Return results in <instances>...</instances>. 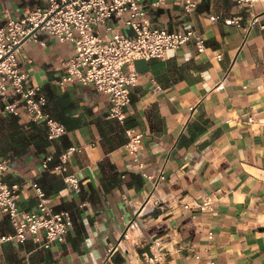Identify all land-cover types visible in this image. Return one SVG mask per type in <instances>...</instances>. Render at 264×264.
<instances>
[{"label":"crops","instance_id":"obj_1","mask_svg":"<svg viewBox=\"0 0 264 264\" xmlns=\"http://www.w3.org/2000/svg\"><path fill=\"white\" fill-rule=\"evenodd\" d=\"M40 1L0 0V24ZM149 15L153 25L172 29L193 22L205 49L189 40L164 57L136 58L140 76L124 124L108 116L110 97L93 83L60 81L73 42L47 32L45 43L23 42L22 65L67 132L50 139L45 123L25 113L2 116L0 154L13 165L4 178L22 182V210L36 207L31 180H37L56 208L71 211L73 226L64 241L49 248L31 235L23 244L4 243L0 264H111L106 251L130 220L136 224L122 244L136 256L160 248L159 264H203L208 256L216 264H264V3L200 0L195 11L186 12L181 0H167ZM123 21L116 16L109 23L122 29ZM99 29L103 36L112 34L107 23ZM126 126L144 131L143 167L125 145ZM71 146L80 147L67 161L81 179L79 191L55 167ZM50 153L54 158L45 166ZM162 170L165 179L145 203ZM204 192L215 198L212 210L184 207L185 200ZM11 231L0 209V232ZM112 261L131 264L123 251Z\"/></svg>","mask_w":264,"mask_h":264},{"label":"built area","instance_id":"obj_2","mask_svg":"<svg viewBox=\"0 0 264 264\" xmlns=\"http://www.w3.org/2000/svg\"><path fill=\"white\" fill-rule=\"evenodd\" d=\"M237 1L248 5L260 1L264 3V0ZM199 2L181 0L186 12L195 11ZM166 3L167 0H42L22 16L8 18L0 24V119L5 114L25 113L29 119L45 123L50 139L67 132L66 125L48 110L47 94L33 83L30 70L22 65L20 59L23 42L31 38L45 43L42 33L47 32L61 41H71L75 46L74 52L62 60L65 72L60 81L79 79L93 83L110 97L108 116L124 124L126 108L132 101V87L138 83L140 76L134 62L136 58L164 57L168 50L178 48L189 40H194L200 50L205 49V38L191 21H186L182 28L177 29L152 24L149 10ZM116 16L124 17L122 29H113L109 23ZM219 17V14H212L214 19ZM235 20L232 18V21ZM256 20L254 17L252 23ZM101 23H107V28L112 29L111 36L101 34ZM125 131L128 136L125 145L143 167L140 151L144 131L135 126H126ZM76 149L80 147L71 146L62 152L55 167L62 172L64 180L79 191L81 179L75 172L69 171L67 166L70 154ZM53 158V153L48 154L44 165L49 166ZM12 168L10 158L0 154V209L8 215L13 226L11 232H0V247L12 240L23 244L29 235L44 248L64 241L73 226L71 211L56 208L37 180H31L37 194V205L22 210L18 201L22 182H8L4 178L5 172ZM165 177L162 170L154 181L147 203L155 196L160 180ZM214 204L215 198L210 192H204L191 201H184V207L194 212L212 210ZM135 224V220L129 221L119 241L107 249L106 260L113 264L114 254L123 251L131 264L161 263L164 253L160 248H152L150 253L136 256L129 253L122 244L130 238V229ZM152 244L159 243L153 240ZM196 257L201 258L200 255ZM203 264H216V261L208 256Z\"/></svg>","mask_w":264,"mask_h":264},{"label":"water","instance_id":"obj_3","mask_svg":"<svg viewBox=\"0 0 264 264\" xmlns=\"http://www.w3.org/2000/svg\"><path fill=\"white\" fill-rule=\"evenodd\" d=\"M147 200H148V198L145 200V203H146ZM145 203H144V204H145ZM144 204H143V206H144ZM133 219H134V218H133Z\"/></svg>","mask_w":264,"mask_h":264}]
</instances>
